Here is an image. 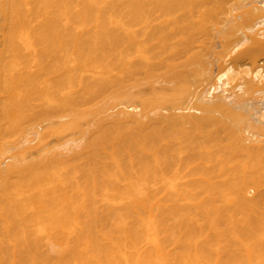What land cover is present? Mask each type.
I'll return each instance as SVG.
<instances>
[{"label":"bare ground","instance_id":"1","mask_svg":"<svg viewBox=\"0 0 264 264\" xmlns=\"http://www.w3.org/2000/svg\"><path fill=\"white\" fill-rule=\"evenodd\" d=\"M0 264H264V0H0Z\"/></svg>","mask_w":264,"mask_h":264}]
</instances>
